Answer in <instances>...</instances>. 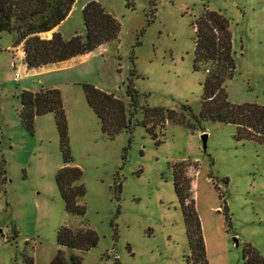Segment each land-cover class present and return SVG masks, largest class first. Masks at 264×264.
<instances>
[{
	"label": "rangeland",
	"instance_id": "obj_1",
	"mask_svg": "<svg viewBox=\"0 0 264 264\" xmlns=\"http://www.w3.org/2000/svg\"><path fill=\"white\" fill-rule=\"evenodd\" d=\"M87 1L75 0L58 28L40 36L84 34ZM96 1L119 22L117 37L61 62L27 68L15 33L0 32V264H30L29 257L50 264L60 249L80 254L82 264H190L173 186V164L181 161L195 163L184 174L192 179L208 264H243L246 245L264 257V149L235 140L232 123L195 119L206 63L195 61L193 25L206 7L228 18L235 61L228 99L264 104V0ZM130 79L138 107L127 93ZM84 83L120 98L130 127L104 133ZM46 87L60 91L69 162L53 112L35 116L32 130L20 119L21 92ZM147 105L182 111L189 124L166 120L155 139L141 123ZM70 164L83 173V216L66 211L56 184L58 169ZM86 224L98 235L94 247L57 243L61 226Z\"/></svg>",
	"mask_w": 264,
	"mask_h": 264
},
{
	"label": "trees",
	"instance_id": "obj_2",
	"mask_svg": "<svg viewBox=\"0 0 264 264\" xmlns=\"http://www.w3.org/2000/svg\"><path fill=\"white\" fill-rule=\"evenodd\" d=\"M75 0H0V32L15 33V45L22 50V63L35 68L67 60L85 54L98 45L117 37L119 22L96 0L87 1L82 7L84 34L64 38L59 30L50 38L40 33L58 26L68 15ZM229 20L220 11L206 7L195 17L194 54L195 61L206 63V77L202 83L199 119L232 123L235 140H254L264 149V104H235L228 99L225 82L233 76L235 61L232 51ZM127 93L133 107L140 106L139 91L129 80ZM84 92L89 106L100 120L101 130L113 135L122 128L130 127L124 102L114 94L84 83ZM20 119L32 130L35 116L53 112L60 135L61 150L65 162L71 161L69 154L66 118L60 91L54 87L37 91L23 90L20 94ZM184 110L191 112L189 105ZM141 123L157 139L156 128H162L166 120L189 124L183 112L161 106H144ZM158 139L156 143H159ZM195 163L181 161L173 164V186L181 203L185 230L189 242L190 264H208L199 217L191 192V178L184 174L185 168ZM0 167V173H1ZM80 167L70 164L58 169L55 180L68 213L83 216L86 205L83 198L86 188ZM227 182V179H225ZM120 187V184H118ZM227 213V208L225 207ZM228 217V215H227ZM98 242V235L88 224L78 228L63 225L57 231V243L61 246L87 251ZM243 264H264V257L252 246L246 245L242 254ZM29 263L33 264L29 257ZM82 264V256L71 253L65 256L58 250L50 264Z\"/></svg>",
	"mask_w": 264,
	"mask_h": 264
},
{
	"label": "water",
	"instance_id": "obj_3",
	"mask_svg": "<svg viewBox=\"0 0 264 264\" xmlns=\"http://www.w3.org/2000/svg\"><path fill=\"white\" fill-rule=\"evenodd\" d=\"M43 33H44V32H43ZM206 137H207L206 134H203V135L201 136L202 141H203V148H204V149H205V146H206Z\"/></svg>",
	"mask_w": 264,
	"mask_h": 264
},
{
	"label": "crops",
	"instance_id": "obj_4",
	"mask_svg": "<svg viewBox=\"0 0 264 264\" xmlns=\"http://www.w3.org/2000/svg\"><path fill=\"white\" fill-rule=\"evenodd\" d=\"M56 28H58V26H56ZM49 31L48 32H45L44 34H46V35H49ZM20 54H22V52L20 51ZM22 56V55H21Z\"/></svg>",
	"mask_w": 264,
	"mask_h": 264
},
{
	"label": "built area",
	"instance_id": "obj_5",
	"mask_svg": "<svg viewBox=\"0 0 264 264\" xmlns=\"http://www.w3.org/2000/svg\"><path fill=\"white\" fill-rule=\"evenodd\" d=\"M19 76V73L18 72H15V77L17 78Z\"/></svg>",
	"mask_w": 264,
	"mask_h": 264
},
{
	"label": "bare ground",
	"instance_id": "obj_6",
	"mask_svg": "<svg viewBox=\"0 0 264 264\" xmlns=\"http://www.w3.org/2000/svg\"><path fill=\"white\" fill-rule=\"evenodd\" d=\"M44 34V33H43Z\"/></svg>",
	"mask_w": 264,
	"mask_h": 264
}]
</instances>
